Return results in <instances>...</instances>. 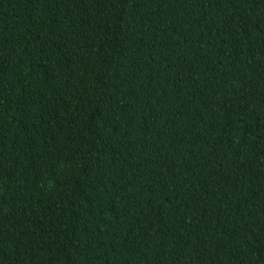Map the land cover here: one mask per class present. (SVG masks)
Masks as SVG:
<instances>
[{
    "label": "trees",
    "instance_id": "obj_1",
    "mask_svg": "<svg viewBox=\"0 0 264 264\" xmlns=\"http://www.w3.org/2000/svg\"><path fill=\"white\" fill-rule=\"evenodd\" d=\"M0 264H264V0H0Z\"/></svg>",
    "mask_w": 264,
    "mask_h": 264
}]
</instances>
